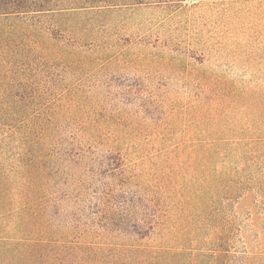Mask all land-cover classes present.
<instances>
[{
	"label": "trees",
	"instance_id": "obj_1",
	"mask_svg": "<svg viewBox=\"0 0 264 264\" xmlns=\"http://www.w3.org/2000/svg\"><path fill=\"white\" fill-rule=\"evenodd\" d=\"M74 1L0 0V225L20 216V237H0V264H264V141L150 147L169 172L161 194L182 150L188 164L196 153L199 193L213 177L195 247L192 205H160L155 185L126 167L128 151L148 147L121 143L60 91L68 60L97 48L79 45L68 19L117 0Z\"/></svg>",
	"mask_w": 264,
	"mask_h": 264
},
{
	"label": "rangeland",
	"instance_id": "obj_2",
	"mask_svg": "<svg viewBox=\"0 0 264 264\" xmlns=\"http://www.w3.org/2000/svg\"><path fill=\"white\" fill-rule=\"evenodd\" d=\"M76 3L83 2L62 0L61 7ZM94 5L68 19L71 31L83 34L79 45L93 41L97 48L68 60L72 72L60 91L78 98L73 111L99 113L97 124L115 130L121 143L148 147L141 156L127 152L128 171L141 170L144 183L158 190L160 205H192L193 245L202 248L199 217L201 205H212L215 197L213 177L208 192L199 193L200 170L194 162L190 168L196 153L188 164L190 152L182 150L167 178L170 192L161 194L158 181L168 171L156 165L150 147L264 141V0ZM224 163L240 165L233 158ZM19 217L0 225V237H20Z\"/></svg>",
	"mask_w": 264,
	"mask_h": 264
}]
</instances>
